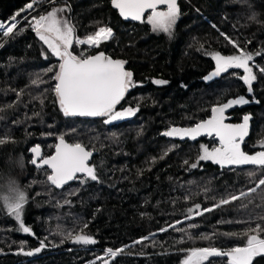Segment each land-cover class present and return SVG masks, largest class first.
<instances>
[{"label": "trees", "instance_id": "1", "mask_svg": "<svg viewBox=\"0 0 264 264\" xmlns=\"http://www.w3.org/2000/svg\"><path fill=\"white\" fill-rule=\"evenodd\" d=\"M28 2L0 0V21L11 18ZM177 4L180 14L171 35L153 31L145 20L121 22L109 0H42L36 6L32 15L70 7L64 16L71 19L79 38L99 27L111 28L112 37L99 47L74 44L70 49L74 55L84 52V57L103 52L124 61L125 71L133 74V86L117 110L132 107L137 111L110 124L104 123L105 117L63 115L52 92L54 73L47 72L58 70L59 61L25 22L20 25L25 30L0 47V139L6 140L0 145V175L14 180L25 192L28 202L23 220L35 233L19 231L0 201V264H103L105 259L109 264H183L191 249L209 246L202 236L239 232L247 226L219 224V220L264 215V204L257 208L261 201L254 194L247 209L237 207L247 203L242 200L223 212L203 217L193 212L192 219H187L188 209H195L197 203L211 206L210 197L247 191L262 177L255 166L221 168L200 161L196 169H190L185 161L197 162L200 147H212L215 141L162 135L170 127H190L211 117V108L218 102L243 95L259 103L227 109L225 119L238 123L250 115L249 135L241 148L247 154L260 149L264 142V75L253 82L251 95L238 78L242 70L230 69L208 82L202 79L215 69L211 53L238 54L221 33L241 49L261 53L253 63L257 68L264 66V0H177ZM35 80L42 82L34 85ZM154 80L167 83L158 85ZM61 134H66V142H79L94 151L90 165L97 168L100 182L81 185L73 181L49 191L50 186L43 183L46 169L37 170L28 162L29 150L40 146L42 156L48 157ZM20 159L25 160L23 168L17 163ZM249 171L257 175L250 178ZM194 223L198 227L191 228ZM80 230L97 242L89 246L60 242L67 232ZM144 237L148 239L134 243ZM41 240L46 246L39 253L18 254L21 242H26L24 250L29 251L39 247ZM211 244L228 249L243 246L244 240L217 235ZM121 248L123 252L115 258L106 255L108 249ZM212 259L214 264H227L226 257ZM253 264H264V257L254 258Z\"/></svg>", "mask_w": 264, "mask_h": 264}, {"label": "snow or ice", "instance_id": "2", "mask_svg": "<svg viewBox=\"0 0 264 264\" xmlns=\"http://www.w3.org/2000/svg\"><path fill=\"white\" fill-rule=\"evenodd\" d=\"M40 3H42V0H29L7 23L0 22V47L21 34L25 29L21 28L20 25L22 21L25 22L28 28L47 46L52 56L59 61L58 70L49 68L47 72L54 73L51 77L55 81L52 92L55 96V103L58 104L65 117H105L104 123L110 124L135 115L137 109L132 107L122 111L116 110V105L124 98L128 89L133 86V74L125 71V62L109 58L103 52L87 57H78L70 50L74 44L99 47L102 42L112 37L111 28L99 27L93 34H88L85 38H79L76 36V28L71 19L64 16L65 13L70 11V7H58L46 14L31 15ZM111 4L112 7L119 10V14L124 19L133 21L141 20L145 12L151 10V14L147 16V22L152 26L153 31L164 32L168 35H171L180 14L177 0H111ZM160 5H166V10H157ZM22 13L28 15H22ZM252 19H255V14H253ZM221 35L225 36V39L237 50L238 54L211 53V59L215 62V69L205 79L212 80L220 77L222 74L228 73L230 69L242 70L243 74L238 78L242 80L244 86H247V92L251 95L254 91L253 82L257 81L259 76L264 75V66L257 68V65L253 63L254 56L261 53H251L247 49H241L238 43L227 35L223 33ZM40 82L42 81L35 80L32 83L38 85ZM153 83L161 85L166 84L167 81L154 80ZM21 94L22 91L18 92L17 96L19 97ZM40 102L43 106V99ZM252 102L259 103L258 100H250L243 95L228 99L226 102H218L217 106L211 108V118L196 123L194 126H173L162 132L165 137L180 140H196L201 135H207L209 137L214 136L219 141V146L211 150L202 145L197 162L189 164L188 161H185L190 169H196L200 161H210L221 168L255 166L262 177L258 179L255 186L249 187L247 191L227 192L219 197H210L213 201L211 206L202 207L201 204L197 203L195 209H188L187 219H192L193 212L198 217H203L206 213H213L218 210L223 212L226 207L233 206L235 202L242 200H247V203L240 204L237 207L247 209L249 205L253 204V199L249 198L254 197V194L261 201V204H257L256 207L260 208L264 204V187H262L264 186V150H259L255 154H247L241 148L242 142L249 135L251 117L250 115H244L243 122L238 124L224 122L227 109ZM72 131L75 132V129ZM46 135H53V133H47ZM65 135H57V143L54 145L55 154L53 155L43 157L40 146H33L29 150L31 158L28 162L32 166L37 170L44 169L45 166L46 169H50V172H44L46 181L43 183H47L50 186L49 191H51L61 189L72 181H78L81 185H86L89 181L100 182L97 168L89 163L94 151L89 150L79 142H66ZM5 143V139H0V145ZM173 147H178V145H173ZM262 147H264V142H262ZM17 163L21 168L25 166L24 159H20ZM247 175L252 178L257 173L256 171H249ZM0 184H2L0 191L4 193L0 195V201H2L7 215L17 222L19 231L35 236V233L30 227L26 226L23 220V212L28 202L25 192L17 187L14 180L3 175H0ZM65 203H68V201H65ZM218 223L245 224L247 226L239 232L213 233L211 236H202V239L210 242L209 246L191 249L183 264H205V262L214 264L212 258L223 257L227 258V264H253L254 258L264 257V215L257 214L249 219H222ZM190 227L196 228L198 225L194 223ZM161 231H167V229H161ZM217 235L229 239H243L244 244L243 246H232L228 249L213 246L211 241ZM146 239L148 238L144 237L134 241V243H142ZM65 240H70L73 244L82 246L94 245L97 242L90 234H85L83 230L67 232L60 242L63 243ZM25 243L21 242L18 254L29 257L39 253L46 246L45 241L41 240L39 247L25 251ZM121 252H123V248L120 250L108 249L106 255L115 258ZM92 264H95V262L93 261ZM103 264H109V261L105 259Z\"/></svg>", "mask_w": 264, "mask_h": 264}, {"label": "water", "instance_id": "3", "mask_svg": "<svg viewBox=\"0 0 264 264\" xmlns=\"http://www.w3.org/2000/svg\"><path fill=\"white\" fill-rule=\"evenodd\" d=\"M109 5H110V8H111V9L115 12V14L117 15V17L119 18V20H120L121 22H123V23H133V24L140 23V22L143 21L144 17H145L148 13H151V10H148V11L145 12L144 17H142L141 20L133 21V20H131V19H124V18L119 14V10L116 9V8H114V7H112L111 0H109ZM160 9H166V5H160V6H158V9H157V10H160ZM210 74H211V73H210ZM210 74H209V75H210ZM209 75H207V76H209ZM207 76H206V77H207ZM206 77H205V78H206ZM205 78H203L202 80H203V81H206V82L210 81V80H206ZM209 118H211V117H208V118H206V119H204V120H207V119H209ZM202 121H203V120H202ZM115 122H116V121H115ZM199 122H201V121H199ZM199 122H198V123H199ZM224 122L227 123V124H238V123H242L243 121L238 122V123H231V122H229L227 119H225ZM194 125H195V124H194ZM194 125H192V126H194ZM201 138H207V139L210 138V139H213L214 141H216V142L219 144V141H218L214 136H213V137H209V136H207V135H201V136L197 137L196 140H191V139H188V140H190V141H197V140H199V139H201ZM55 144H56V143H55ZM53 154H55V147H53V151H52L51 155H53ZM90 161H91V158H90ZM90 161H89V163H90ZM44 169H46V166H45ZM46 171L50 172V169H46ZM72 182H73V181H72ZM72 182H69V184H71ZM69 184H67V185H69ZM67 185H65V186H67ZM70 244H72L71 241H70ZM1 256H3V254H1L0 257H1Z\"/></svg>", "mask_w": 264, "mask_h": 264}, {"label": "rangeland", "instance_id": "4", "mask_svg": "<svg viewBox=\"0 0 264 264\" xmlns=\"http://www.w3.org/2000/svg\"><path fill=\"white\" fill-rule=\"evenodd\" d=\"M37 8L38 7H35V10L32 12V14L33 13H35L36 11H37ZM54 8H52V9H50L49 11H51V10H53ZM160 10H166V9H160ZM24 14H26V13H22V15H24ZM31 14V15H32ZM46 14V13H45ZM151 13H148L145 17H144V20L147 22V16L148 15H150ZM148 23V22H147ZM151 26V25H150ZM152 27V26H151ZM105 42V41H104ZM79 46V45H78ZM83 46H85V47H87V48H90L89 46H87V45H83ZM47 47V46H46ZM85 55V53L84 52H81L80 51V54L79 55H76V56H78V57H80V56H84ZM56 58V57H55ZM214 68H215V62H214ZM125 119V118H124ZM123 120V119H122ZM178 139V138H177ZM210 139V138H209ZM211 140H213V139H211ZM214 141V140H213ZM219 146V144L215 141V144L212 146V147H207V146H204V147H207L209 150H211L212 148H214V147H218ZM259 150H264V147H262V143L260 144V149ZM259 150H257V151H259ZM257 151H255V152H253L252 154H255ZM200 152H201V147H200ZM200 152H199V154H200ZM206 162H210V161H206ZM211 163V162H210ZM211 164H213V163H211ZM216 165V164H215ZM218 167H220L219 165H217Z\"/></svg>", "mask_w": 264, "mask_h": 264}, {"label": "built area", "instance_id": "5", "mask_svg": "<svg viewBox=\"0 0 264 264\" xmlns=\"http://www.w3.org/2000/svg\"><path fill=\"white\" fill-rule=\"evenodd\" d=\"M31 14H32V13H31ZM24 15H28V14L26 13V14H24ZM9 20H10V18H9L8 20L4 21V22L7 23ZM0 22H2V21H0Z\"/></svg>", "mask_w": 264, "mask_h": 264}, {"label": "flooded vegetation", "instance_id": "6", "mask_svg": "<svg viewBox=\"0 0 264 264\" xmlns=\"http://www.w3.org/2000/svg\"><path fill=\"white\" fill-rule=\"evenodd\" d=\"M144 20V19H143ZM96 54H98V53H96ZM96 54H93V55H96ZM118 105V104H117ZM117 105H116V110H117ZM246 106V105H245ZM118 111V110H117ZM243 121V120H242Z\"/></svg>", "mask_w": 264, "mask_h": 264}]
</instances>
